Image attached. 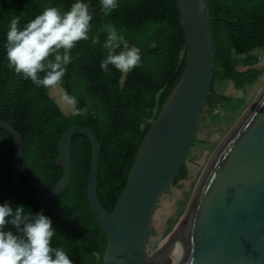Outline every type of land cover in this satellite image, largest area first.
<instances>
[{
  "label": "trees",
  "instance_id": "obj_1",
  "mask_svg": "<svg viewBox=\"0 0 264 264\" xmlns=\"http://www.w3.org/2000/svg\"><path fill=\"white\" fill-rule=\"evenodd\" d=\"M205 1L215 54L206 103L236 109L242 101L216 94L214 85L229 80L241 89L257 78L250 54L264 48V0ZM80 2L94 7L101 0ZM241 62L248 68L240 70ZM184 66L176 0H105L95 10L77 0H0V119L20 135L23 187L51 189L62 174L55 163L59 137L85 126L100 145L97 196L111 213ZM57 82L74 102L69 114L49 96ZM90 153L89 140L74 135L65 190L29 200L12 181L13 140L0 128V260L19 255L36 264H103L107 240L87 199ZM179 173L174 179L184 175L183 166Z\"/></svg>",
  "mask_w": 264,
  "mask_h": 264
},
{
  "label": "water",
  "instance_id": "obj_2",
  "mask_svg": "<svg viewBox=\"0 0 264 264\" xmlns=\"http://www.w3.org/2000/svg\"><path fill=\"white\" fill-rule=\"evenodd\" d=\"M176 1L185 66L138 146L113 211L107 212L98 200L100 145L95 133L85 126H71L58 139L55 163L62 168L58 182L46 192L31 193L20 178V135L0 119V128L13 140L12 181L18 193L29 200H45L63 192L71 173V141L81 134L91 147L87 199L107 240L103 264H264V92L244 115L234 136L209 162L183 220L153 253L147 251L154 207L164 187L180 174L201 109L213 94L215 54L209 8L205 0ZM77 2L84 9L95 10L105 0L94 7ZM10 261L36 264L19 255L0 260V264Z\"/></svg>",
  "mask_w": 264,
  "mask_h": 264
},
{
  "label": "rangeland",
  "instance_id": "obj_3",
  "mask_svg": "<svg viewBox=\"0 0 264 264\" xmlns=\"http://www.w3.org/2000/svg\"><path fill=\"white\" fill-rule=\"evenodd\" d=\"M131 52L128 51L121 62L123 70ZM250 55L257 58V62L251 67L259 71L253 83L241 89H236L229 80L218 81L214 85L216 94L241 100L242 103L236 109H227L213 102L205 103L202 107L191 148L182 165L184 175L164 187L154 207L147 237L148 252L155 251L174 232L209 162L228 139L234 136L244 115L264 92V48L256 49ZM240 58L243 59L244 56ZM238 68L245 70L248 66L241 62ZM49 93L65 114L74 110V102L67 97L60 82L51 86Z\"/></svg>",
  "mask_w": 264,
  "mask_h": 264
},
{
  "label": "bare ground",
  "instance_id": "obj_4",
  "mask_svg": "<svg viewBox=\"0 0 264 264\" xmlns=\"http://www.w3.org/2000/svg\"><path fill=\"white\" fill-rule=\"evenodd\" d=\"M183 215V214H182ZM184 217H181V219H179L178 221H182ZM179 224V222H177ZM153 253V252H152Z\"/></svg>",
  "mask_w": 264,
  "mask_h": 264
}]
</instances>
